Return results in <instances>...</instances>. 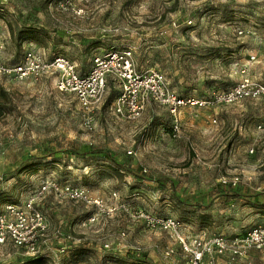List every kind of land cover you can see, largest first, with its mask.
Returning a JSON list of instances; mask_svg holds the SVG:
<instances>
[{
    "label": "rangeland",
    "instance_id": "374dc122",
    "mask_svg": "<svg viewBox=\"0 0 264 264\" xmlns=\"http://www.w3.org/2000/svg\"><path fill=\"white\" fill-rule=\"evenodd\" d=\"M30 47L83 73L94 57L130 47L138 71L153 67L177 94L209 98L246 78L264 82V0H0V65ZM120 91L109 81L89 130L87 111L54 75L15 84L0 75V209L50 179L90 199L46 194L41 252L7 242L0 264H183L175 235L147 229L141 212L179 220L182 234L264 221L263 96L186 106L173 135V117L155 103L137 120L117 114L110 100ZM234 264H264V249Z\"/></svg>",
    "mask_w": 264,
    "mask_h": 264
},
{
    "label": "built area",
    "instance_id": "2783aa9c",
    "mask_svg": "<svg viewBox=\"0 0 264 264\" xmlns=\"http://www.w3.org/2000/svg\"><path fill=\"white\" fill-rule=\"evenodd\" d=\"M238 33L242 34L243 30L239 29ZM37 50L34 47L27 48L18 62L0 65V75L7 84L36 81L47 74L54 75L56 89L73 94L87 111L82 125L89 130L94 126L89 113L103 104L109 81H117L121 88L110 100L117 114L127 120H137L150 102L155 103L166 108L173 117L170 123L173 135L180 129L178 114L186 106L232 104L246 98L264 97V82L248 78L226 91L213 92L209 98L181 96L170 87L161 71L153 67L138 71L130 47L109 49L103 55L94 57L84 73L79 71L73 60L64 55L46 58ZM127 152L131 153L130 150ZM237 182L238 177H234L233 184ZM50 192L62 199L90 201L83 188L61 185L54 179L46 180L24 202L6 203L1 207L0 245L10 242L31 256L41 252L40 245L49 223L38 200ZM94 202L100 205L98 200ZM140 217L147 229H159L175 235L185 256L183 264H234L250 251L264 249V221L231 235L211 232L205 227L188 235L181 233V223L171 216L143 211Z\"/></svg>",
    "mask_w": 264,
    "mask_h": 264
},
{
    "label": "trees",
    "instance_id": "16d2710c",
    "mask_svg": "<svg viewBox=\"0 0 264 264\" xmlns=\"http://www.w3.org/2000/svg\"><path fill=\"white\" fill-rule=\"evenodd\" d=\"M124 48H127V47H124ZM57 54H55V55H52L51 57H54V56H56ZM50 57V58H51ZM5 104H6V101H5V97H4V94H2V93H0V116H1V114L2 113H4V110H5ZM171 130L169 129V132H170ZM117 173L118 174H120V172L119 171H117ZM6 203H15V202H10V201H8V202H5L4 204H6ZM4 204H2V206L4 205ZM244 230V229H243ZM243 230H241V231H243ZM33 260V259H32ZM40 261V259L39 258H36L35 260H33V261H29L30 263L29 264H36V262L38 263Z\"/></svg>",
    "mask_w": 264,
    "mask_h": 264
},
{
    "label": "crops",
    "instance_id": "0c3cea01",
    "mask_svg": "<svg viewBox=\"0 0 264 264\" xmlns=\"http://www.w3.org/2000/svg\"><path fill=\"white\" fill-rule=\"evenodd\" d=\"M205 228H207V227H205ZM198 230H199V229H195L194 227H192V228H191V232H188V233L186 232V234H194V233H195L196 231H198ZM184 234H185V233H184ZM226 234H227V233H226ZM228 234L231 235V234H236V233H228Z\"/></svg>",
    "mask_w": 264,
    "mask_h": 264
}]
</instances>
